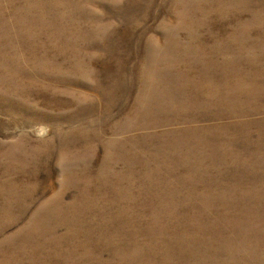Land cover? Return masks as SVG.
Listing matches in <instances>:
<instances>
[{"label": "rangeland", "instance_id": "obj_1", "mask_svg": "<svg viewBox=\"0 0 264 264\" xmlns=\"http://www.w3.org/2000/svg\"><path fill=\"white\" fill-rule=\"evenodd\" d=\"M185 253L264 264V0H0V264Z\"/></svg>", "mask_w": 264, "mask_h": 264}, {"label": "bare ground", "instance_id": "obj_2", "mask_svg": "<svg viewBox=\"0 0 264 264\" xmlns=\"http://www.w3.org/2000/svg\"><path fill=\"white\" fill-rule=\"evenodd\" d=\"M114 8V7H113ZM185 8V6H184ZM233 23V22H232ZM238 67V66H236ZM229 68H233V67H229ZM252 68H255V66H253ZM234 70H235V67H234ZM239 71V70H238ZM246 71V70H245ZM254 72V70H253ZM98 76V75H97ZM101 78V77H100ZM65 80V79H64ZM102 80V79H101ZM251 80V79H250ZM253 84H256L257 81H251ZM93 85V84H92ZM99 85H103L102 83L99 84ZM182 85H186L185 83H182ZM96 86V85H95ZM96 87H99V86H96ZM261 93V92H260ZM263 93V92H262ZM245 98V99H243ZM232 103H233V106H232V111L234 114H238V118H241V117H252L254 114L253 113H256L254 111V108L256 106V102H257V93L255 94V96H247V97H242V98H239L238 100H230ZM108 102L110 104H113V101L112 100H108ZM255 104V105H254ZM253 109V110H252ZM257 110V109H256ZM159 111V110H158ZM245 112L244 114H240V113H243ZM150 114H153L152 112V109H150ZM256 116V115H255ZM151 118H152V115H151ZM188 128L187 127H183V126H176L174 128H171L170 131L171 133L173 132H176V131H182V130H187ZM41 136H44L46 134V130H39V133ZM172 137L173 138H177V141L181 140V136L177 135V134H172ZM247 156V155H246ZM249 158V157H248ZM257 160V159H255ZM251 163V161H248L247 159L245 160L244 159H241L240 163L241 165H249ZM255 163V162H254ZM257 164V163H256ZM250 166V165H249ZM254 166V165H253ZM255 172V171H254ZM147 176H149L150 178L152 177H155V178H152L149 180V182H158V178L155 176L154 173H152V171H147ZM211 181V180H210ZM213 240H214V245H219V244H222L225 240H226V237L222 234L220 235H217V236H214L213 237ZM211 243V242H210ZM212 244V243H211ZM213 245V244H212ZM199 255V254H197ZM195 255V256H197ZM194 255H190V254H187L185 253V256L184 257H179V258H175V260L179 263V264H191V257H193Z\"/></svg>", "mask_w": 264, "mask_h": 264}]
</instances>
